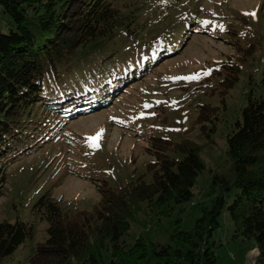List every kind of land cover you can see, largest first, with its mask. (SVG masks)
<instances>
[{"label": "rangeland", "instance_id": "374dc122", "mask_svg": "<svg viewBox=\"0 0 264 264\" xmlns=\"http://www.w3.org/2000/svg\"><path fill=\"white\" fill-rule=\"evenodd\" d=\"M114 2L123 14L138 16L134 27L140 28L143 20L147 25L130 41L122 40L127 38L122 28L116 37L102 42L110 50H118L110 60L102 62L100 50L88 49V55L74 63L77 69L61 87L74 93L79 112L70 110L76 116L63 119L53 137L43 139L35 151L18 156L8 165L6 189L0 197V220L27 222L33 232L12 259L2 264L25 263L36 245L47 240L49 223L33 211L47 192L65 211H90L100 200L98 184L103 181L111 186L126 185L141 177L150 181L147 165L155 159L148 150L152 137L203 145L199 154L206 169L193 188L194 199L175 206L169 216L142 202L131 229L122 238L133 243L142 234L170 243L179 218L182 227L189 228L200 216L201 208L211 204L208 193L213 174L230 172L227 137L247 105L249 91L256 97L264 96V0ZM188 15L191 21L203 24L200 32L176 31ZM0 26L7 31L1 7ZM211 27L215 29L209 30ZM162 46H171L169 54L177 53L162 57L153 67ZM239 57L244 59L237 62L238 79L230 86V61ZM147 61L151 72L140 77ZM135 67L136 75L132 73ZM197 74L199 78L185 79ZM106 83L110 85L107 96L103 88ZM97 133L100 135L93 146L89 138ZM173 155L182 157L179 153ZM234 194L235 190L228 194L229 203ZM220 222L214 235L220 262L255 264V241L234 237L227 210ZM105 257L109 263L110 254Z\"/></svg>", "mask_w": 264, "mask_h": 264}, {"label": "trees", "instance_id": "16d2710c", "mask_svg": "<svg viewBox=\"0 0 264 264\" xmlns=\"http://www.w3.org/2000/svg\"><path fill=\"white\" fill-rule=\"evenodd\" d=\"M0 7L7 25V31L0 26L1 197L6 189L8 165L18 156L35 151L43 139L53 137L63 119L76 116L70 110L79 112L74 93L61 87L77 69L74 63L82 61L88 49L100 50L102 62L110 60L118 50H110L102 42L116 37L122 28L127 36L122 40L130 41L147 24L143 20L140 28L134 27L138 16L123 14L114 0H0ZM184 20L176 31H201L202 23L191 21L189 15ZM159 49L153 67L162 57L177 53L169 54L171 46ZM243 59L230 61V86L238 79L237 62ZM149 66L147 61L140 77L151 72ZM133 69L136 75L138 68ZM104 87L107 96L110 85L106 83ZM93 97L90 95V99ZM227 140L230 172L213 174L208 193L211 204L201 208L200 216L189 228H183L179 218L170 243L142 234L133 243L122 238L131 229L142 202L169 216L175 206L194 199L193 188L206 169L199 154L203 145L152 137L148 150L155 159L147 165L150 181L141 177L120 186L103 181L98 184L100 200L90 211H65L50 192L42 195L33 211L49 223L48 238L36 245L23 264H222L214 235L221 227L225 210L233 223L234 237L254 240L258 250L255 264H264V96L256 97L249 91L247 105ZM234 190L229 203L227 196ZM32 232L27 222L0 220V264L12 259ZM106 253L110 254L109 263Z\"/></svg>", "mask_w": 264, "mask_h": 264}, {"label": "snow or ice", "instance_id": "6c2138e0", "mask_svg": "<svg viewBox=\"0 0 264 264\" xmlns=\"http://www.w3.org/2000/svg\"><path fill=\"white\" fill-rule=\"evenodd\" d=\"M250 15H255V13H251ZM196 78H199L198 77V74L196 75V76H193V77H186L185 79H196ZM177 79H179V78H177ZM146 107H147V105H145ZM99 135H100V133H97L96 134V137H91V138H89L91 141H92V143H93V146H95V141H96V139L99 137Z\"/></svg>", "mask_w": 264, "mask_h": 264}]
</instances>
